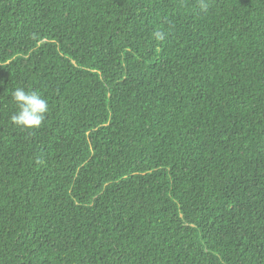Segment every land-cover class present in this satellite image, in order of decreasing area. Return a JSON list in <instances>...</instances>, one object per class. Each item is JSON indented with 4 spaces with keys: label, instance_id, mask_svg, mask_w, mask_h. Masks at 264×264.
Returning a JSON list of instances; mask_svg holds the SVG:
<instances>
[{
    "label": "trees",
    "instance_id": "trees-1",
    "mask_svg": "<svg viewBox=\"0 0 264 264\" xmlns=\"http://www.w3.org/2000/svg\"><path fill=\"white\" fill-rule=\"evenodd\" d=\"M207 3L0 0V264H264V0Z\"/></svg>",
    "mask_w": 264,
    "mask_h": 264
},
{
    "label": "clouds",
    "instance_id": "clouds-1",
    "mask_svg": "<svg viewBox=\"0 0 264 264\" xmlns=\"http://www.w3.org/2000/svg\"><path fill=\"white\" fill-rule=\"evenodd\" d=\"M199 7L201 12H207L209 8L207 0H199ZM151 35L155 41L166 39V33L159 29L154 30ZM11 98L17 109L11 116L13 126L24 130L40 128L49 112L47 99L37 92H29L22 87H16L11 93Z\"/></svg>",
    "mask_w": 264,
    "mask_h": 264
}]
</instances>
